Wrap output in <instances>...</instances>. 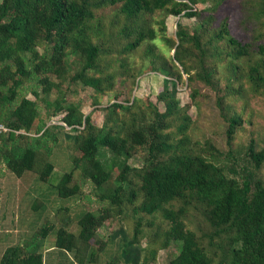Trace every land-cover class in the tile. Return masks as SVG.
<instances>
[{"label":"trees","instance_id":"16d2710c","mask_svg":"<svg viewBox=\"0 0 264 264\" xmlns=\"http://www.w3.org/2000/svg\"><path fill=\"white\" fill-rule=\"evenodd\" d=\"M175 1L177 0H1L0 103L2 105L7 101L15 103L18 91L23 85L31 82L36 83L33 87L36 100L24 97L15 107L10 106L11 115L5 118V125L1 124L9 131L7 133L0 131V138L5 140V134H8V141L15 143L18 139L29 137L38 119L37 100L40 95L36 88L42 86L43 92L48 94L52 88L57 86L53 83L55 81L53 78L62 84L67 81V75H72L69 82H83L84 85L96 91L102 90L101 78L92 76L94 70L102 74V68L107 69L112 75L110 78L114 81L116 72L121 71L122 66L128 63L126 54L131 56L145 42L158 39L159 35L155 30L150 31L149 35L143 31L137 33L134 30L125 35L131 42L124 46L122 42L126 40L123 37H119L118 41L107 37L98 43L93 40L92 35H100V25L89 24L97 14H104V10H108L107 14L112 15L117 11V15H121L125 22L124 32H126L127 21L139 18L143 13L152 14L157 10H168L173 15H180L188 5L179 0ZM186 1L190 2V0ZM229 1H217L219 4L213 5L208 12H219L221 9H226ZM192 2L199 3L198 0H192ZM170 5L171 8H169ZM107 14L104 16L108 18ZM188 15L193 16L194 13ZM253 15L258 17L262 15V12H254ZM202 20V28L208 30L209 25L215 26L213 30H215L216 37L228 38L231 45L239 48L240 55L245 53L243 44L231 37L227 18H224L221 23H216L210 14L202 17ZM111 24L113 25L114 22ZM111 26L106 28L101 26V33L106 35ZM84 32L90 37L87 38ZM81 33L83 38H80ZM91 33L93 34L90 35ZM199 34L200 32L194 31L190 35L182 26L177 32L179 41H193L199 48L200 61L204 71L208 72L201 75V81L214 91L207 101H214L219 110L223 112L230 107L227 102L233 99L228 88H232V91H240L242 94L241 90L233 89L235 80L239 77L234 72L241 66H236L232 56H228L231 60L229 63L226 62L227 67L231 65L225 77V87L223 89L219 87V84L211 79V72H214L213 68L217 66V63L213 66L208 63V66L204 59L208 58L207 54L216 55L217 59H224L222 50L214 45L215 51L209 52L208 44L213 45V40L201 47ZM108 35L111 34L108 33ZM168 38L162 37L166 41H169ZM42 40L47 42L45 53L36 56L33 50ZM149 46L153 45L149 44L147 47ZM178 51L179 49L176 53ZM259 52L264 56V44L259 46ZM74 54L79 55L85 61L77 73H72L70 63V57ZM181 63L186 67L184 62ZM174 66L173 63L166 68L172 69ZM96 74L99 75V73ZM243 74L244 78L255 82L256 85L258 81L264 83V78L258 75L255 68ZM179 77H181L180 73ZM162 98L166 101L165 113H159L156 109L154 113L156 119L147 127L143 122L136 124L137 118L141 115L132 114L131 125L122 127V124H119L117 128L113 127L108 131L104 127L99 129L92 125L88 117L84 119L79 107L75 104H65L64 99H57L54 102L49 101L48 97L42 99L46 105L54 109L51 119L62 115L63 121V124L47 126L44 133L54 128L69 131L77 126H85L84 131L76 136L82 156L75 160L74 170L67 173L60 181L56 188V198L67 200L80 193L81 185L73 181L77 170L82 171L84 180H90L98 189H102L109 182L111 173L98 159L100 149L106 148L121 156L129 155V152L138 146L146 147L149 160L145 170L139 173L141 188H136V181L128 177L132 168L125 165L117 177L119 183L110 194L104 193L99 200L103 203L109 199L112 205L122 206L140 198L139 207L145 214L154 215L162 212L163 217L170 223L165 239L157 244L149 241L147 247L142 246L140 242L145 237L142 236L140 224H137L134 230L128 229V231H124L118 225L113 235L109 234L102 238L97 232L104 226L106 219H110L109 212L98 214L87 211L74 223L71 222L68 210H60L57 216L45 218L44 223L32 236L25 237L23 242L20 241L15 246L8 247L3 253L0 264H43L41 248L48 236L55 231V247L61 251L73 253L77 264L99 263L108 245L119 239L124 243L123 264H156L159 251L168 248L171 240L182 242V248L180 253L170 260V264H212V259L200 247L195 234L183 223L185 207H174L173 205L189 197L204 204L205 222L215 229L214 233L229 235L231 239V248L222 255L219 264H264V177L261 175L264 149L259 150L255 137H252L245 154L247 159L244 162L247 164L243 165L239 171L237 163L232 162L229 167L220 163L223 153L217 145L212 143H208L209 152L207 151L206 157L189 152L173 151L175 147L168 143L169 136L161 134V130L163 132V129L167 127L165 123L167 118L174 116L177 112V114L184 115L187 107L179 108L177 101L171 97L167 99L166 95ZM245 100L243 98L241 102ZM120 107L118 104L114 106V108ZM149 107L152 108V106ZM4 111L2 115L0 114V119L5 116ZM224 114L227 115V113ZM226 115L223 117L228 120V127L223 134L226 137V143L231 147L238 134V129L245 127V124L243 118L236 112H233L231 117ZM186 120L188 118H183V121L186 122ZM185 122L180 124V130L187 128ZM43 127H45L44 124L40 125L37 131L40 132ZM119 129L121 132L117 131ZM39 140L38 142L42 141ZM259 141H261L260 137H258ZM42 142L47 141L44 139ZM38 148L40 146L33 145V147H27L24 153L12 151L4 156V164L16 179L24 178L25 182L27 178L32 177L31 174H35L42 183L49 180L54 170L50 161L45 163L43 170L40 169L39 173H34L38 168L36 164ZM39 151L43 150L39 149ZM171 151L172 153L168 154ZM231 152L232 149L229 153ZM25 193L30 198L32 212L36 216H42L45 213L43 211L44 201L34 197L30 192ZM64 213L67 214L61 216ZM107 264H121V261L113 257L107 261Z\"/></svg>","mask_w":264,"mask_h":264},{"label":"rangeland","instance_id":"374dc122","mask_svg":"<svg viewBox=\"0 0 264 264\" xmlns=\"http://www.w3.org/2000/svg\"><path fill=\"white\" fill-rule=\"evenodd\" d=\"M217 1L219 0H198L199 3L195 4L192 0L190 2L179 0V2L188 5L180 15H173L168 10H157L152 14L143 13L139 18L127 21L128 28L126 32H124L125 22L121 15H117V11L110 15L107 14L108 10H104V14H97L89 22V24L95 26L100 25V35L90 34L93 36V40L98 43L107 37H112L113 41H118L119 37H123L126 40L122 42L124 46L126 43L131 42L125 35L129 32L132 33L134 30L137 33L143 31L146 35L155 30L159 36L155 41L145 42L131 56L126 54L128 63L122 66L121 71L116 72L114 81L110 78L112 75L109 74L107 69L102 68V74L94 70L92 76L101 78L102 90L96 91L84 85L83 82H69L72 75H67V81L62 82V84L53 78L55 80L53 83L57 86L52 88L48 94L43 92L42 86L36 88L40 95L37 100L39 112L34 128L29 133V139H18L17 142L13 143L8 141V134H5V140L0 138V262L2 250L13 245L15 236L22 235V240L25 237L32 236L44 223L45 218L57 216L60 210H68L71 222L74 223L87 211L98 214L109 212L111 214L110 219H106L104 226L97 232L102 238L114 234L118 225L119 228L128 231V229L134 230L136 225L140 224L142 236L145 237L140 244L144 247H147L149 241L157 244L160 240L165 239L166 231L170 226L168 220L163 217L162 212H157L154 215L145 214L139 207L140 198H136L133 203L122 206L112 205L109 199L103 203L99 200L104 193L110 194L119 183L117 177L125 165L132 168L128 177L136 181V188H141L142 182L139 173L145 170L149 160L146 147L138 146L130 151L129 155L121 156L106 148L100 149L98 159L105 169L111 173L109 182L102 189H98L90 180H84L82 171L76 169L73 181L81 185L82 190L80 193L67 200L56 198V188L60 181L67 173L74 170L75 160L82 156L76 136L84 131L85 126H77L69 131L54 128L44 133L47 126L63 124V121L61 119L62 115L51 119L54 109L46 105V102L42 99L43 97H48L51 102L64 99L65 104L77 105L84 119L88 117L92 125L99 129L104 127L108 131L110 128H117L119 124H122V127L131 125L130 118L132 114L141 115L137 118L138 122L136 124L139 125L143 122L144 126L147 127L156 119L154 114L156 109L159 113H165L166 101L162 97L166 95L167 99L171 97L176 100L179 108L187 107L184 115L177 114V112L174 116L167 118L165 120L167 127L163 129V132L161 130V134L169 136L168 143L175 147L173 151L189 152L193 155L206 157L207 151L209 152L207 150L208 143H212L215 146L217 145L223 153L220 163L226 164L228 167L232 162L237 163L239 171L243 165L247 164L244 162L247 159L245 154L252 137H255L256 146L258 144L259 150L264 149V83L258 81L256 85L255 82H250L249 79L244 78L243 74L248 73L249 69L255 68L258 75L264 78V56L259 52V46L264 44V0H230L226 9H221L219 12H208L213 5L219 4ZM169 8H171V5ZM254 12H262V15L255 17ZM189 13H194V15L189 16ZM105 14L108 15L109 19L104 16ZM210 14L216 20V23H221L224 18L228 19L231 37L239 40L244 46L245 53L243 55L239 54L238 47L229 43L228 38L219 39L215 36V30H213L215 26L209 25L208 30L202 28V17H207ZM112 22H114L113 25ZM101 26L105 28L111 26L109 31L102 28L111 35L109 36L108 33L106 35L102 34ZM180 26L190 35L194 31L200 32L201 47L206 46L208 41L213 40V45L208 44L209 52L213 53L215 51L214 45L222 50L224 59H217L216 55L212 54H207L208 58L204 59L207 65L211 63V66H213L217 63V66L213 68L214 72H211V79L214 83L219 84L222 89L225 87V77L228 75V68L231 65L227 67L226 62L229 63L231 60L228 56H232L236 66H241L240 69L234 72L239 77L235 80L233 89L241 90L243 95L240 91H232V88H228L233 99L227 102L230 107H227L223 112L219 110L214 101H207L214 94V91L201 81V75L208 72L203 69L200 61V51L195 43L193 41H179L177 32ZM85 35L87 38L90 37L86 33ZM163 36L169 37V41L162 39ZM80 38H83L82 33ZM149 44L153 46L147 47ZM46 46L47 42L40 41L35 46L33 53L36 56L43 55ZM177 49L179 51L176 53ZM181 62H184L186 67ZM70 63L72 64V73H77L81 70L85 61L79 55L74 54L70 57ZM173 63L175 66L172 69L166 68ZM96 73H99V75ZM179 73L181 77H179ZM35 85V82L23 85L18 91L15 103L12 104L8 101L4 105L0 103L1 115L6 108L3 113L5 116L0 119V124L5 125V118L11 115V105L15 107L24 97L36 100L33 93ZM243 98L246 100L241 102ZM115 104L121 107L114 108ZM149 106H152V108ZM127 108H129V111H127ZM233 112L238 113L243 118L245 127L238 129V134L230 147L226 143V137L223 134L228 127V120H225L223 116L226 115L224 113H227L226 116L231 117ZM185 117L188 118L186 122L183 121ZM182 122L187 123V128L184 130L179 128ZM43 124L45 127L38 132L37 129ZM117 131L121 132V129ZM42 134L43 136H41ZM258 137L261 139L259 142ZM39 139L42 141L45 139L47 142H38ZM33 145L40 146L36 155L38 170L36 169L34 173H39L40 169L43 170L47 161H50L54 166L49 180L45 183L40 182L35 174H31L32 177L27 178L25 182L24 178L22 180L16 179L4 164L5 155L10 154L12 151L24 153L27 147H33ZM39 149L43 151L40 152ZM171 153L172 151L168 154ZM261 175L264 177V163ZM25 192H30L34 197L44 201L43 211L45 213L42 216H36L32 212L30 198ZM173 205L174 207H185L186 213L183 218L185 227L195 234L200 247L212 259V264H219L222 255L226 254V251L231 248L229 235H216L214 233L215 229L205 222L203 214L205 206L197 199L189 197ZM66 214L64 213L61 216ZM54 239H56V231L48 236L46 245H51ZM123 244L120 239L111 242L101 255L100 262L96 264H107V261L113 257L123 264ZM181 248L182 242L171 240L168 248L159 251L156 264H170V260L180 253ZM54 258L56 259V257ZM57 261L59 264H77L73 255L69 257L63 255L57 258ZM57 261H55V264H57Z\"/></svg>","mask_w":264,"mask_h":264},{"label":"crops","instance_id":"0c3cea01","mask_svg":"<svg viewBox=\"0 0 264 264\" xmlns=\"http://www.w3.org/2000/svg\"><path fill=\"white\" fill-rule=\"evenodd\" d=\"M22 237L23 236H20V235L18 237L15 236L13 238V245H10L8 247L15 246L20 241L23 242ZM55 240L56 239H54V241L51 243V245H46V241L44 242V244L41 248V253L43 256V264H55V261H57V258L62 257L63 255H65L66 257L73 255V253H71V252H65V251H61V250L57 249L55 247ZM5 250H2V252H1L2 256H3V253L5 252ZM54 257H56V259ZM73 257H74V255H73ZM74 261H75V259H74ZM57 264H59L58 261H57Z\"/></svg>","mask_w":264,"mask_h":264},{"label":"built area","instance_id":"2783aa9c","mask_svg":"<svg viewBox=\"0 0 264 264\" xmlns=\"http://www.w3.org/2000/svg\"><path fill=\"white\" fill-rule=\"evenodd\" d=\"M0 131L7 132V131H8V129H7V128H5L3 125H1V124H0Z\"/></svg>","mask_w":264,"mask_h":264}]
</instances>
